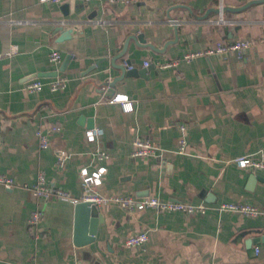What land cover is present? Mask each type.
I'll list each match as a JSON object with an SVG mask.
<instances>
[{
	"label": "crops",
	"instance_id": "0c3cea01",
	"mask_svg": "<svg viewBox=\"0 0 264 264\" xmlns=\"http://www.w3.org/2000/svg\"><path fill=\"white\" fill-rule=\"evenodd\" d=\"M252 1L0 0V52L18 48L0 59V170L16 182L10 190L0 187V264H264V174L234 163L264 152V0L228 11ZM58 28L76 35L59 41ZM237 41L253 46L240 57L204 56L169 70L142 67L144 60ZM52 50L62 56L57 65L48 61ZM126 62L134 67L129 75ZM54 72L68 80L63 91L24 90L28 81L51 80ZM116 96L133 111L109 102ZM52 126L61 130L48 134L42 150L35 133ZM181 126L184 155L176 153ZM92 129L101 134L87 142ZM135 138L151 141L159 156L132 157ZM97 149L106 161L94 157ZM61 153L68 156L62 168L56 165ZM102 167L94 186L99 194L208 209L190 215L104 206L95 241L77 247L75 205L37 199L24 186L43 172L49 184L79 199L80 171ZM223 203L255 206L262 214L219 212ZM36 209L40 236L27 225ZM139 232L148 241L127 248V238Z\"/></svg>",
	"mask_w": 264,
	"mask_h": 264
},
{
	"label": "built area",
	"instance_id": "2783aa9c",
	"mask_svg": "<svg viewBox=\"0 0 264 264\" xmlns=\"http://www.w3.org/2000/svg\"><path fill=\"white\" fill-rule=\"evenodd\" d=\"M42 4H62L69 1H80L84 3H90L93 1H100L106 4H124L129 5L134 3L136 0H38ZM252 43L248 41H237L233 43H217L206 50L203 51H193L186 52L176 58L167 59L163 61L151 62L149 60H144L142 62L143 68H148L150 66L155 67L157 70H169L178 67L181 63H189L193 60L211 55H219L223 58H228L230 56L237 55L241 56V53L247 48L252 47ZM18 53V48L16 45L11 44L9 48L0 52V59L2 57H10ZM62 56L59 51L52 50L48 55V61L51 64H58L61 62ZM126 70L132 71L134 67L130 64H124ZM67 78L64 76H56L48 81H43L40 79H34L28 81L24 90L29 94H34L40 92L44 87H47L51 92L63 91L67 86ZM110 103H119L125 112L133 111V104L127 102L126 98L123 96H116L109 100ZM61 129L57 126H52L48 133H44L41 130H37L35 135L38 140L39 148L45 150L49 147V133L59 132ZM181 137L178 141V147L176 153L179 155H184L186 152V139H185V128L180 127ZM101 134L98 129H92L85 132V138L87 142H94L96 138ZM133 150L132 157L134 158H151L159 156L161 150L155 146L149 140H142L140 138H135L132 142ZM1 148V146H0ZM94 157L98 161H106L108 155L105 151L97 149L94 152ZM67 155L61 153L56 160V165L62 168L67 159ZM235 165L240 169H249L251 171H258L264 174V152L259 153L255 157L242 156L234 160ZM105 172V169L99 168L95 172H88L87 169H82L79 173L80 185L82 189V194L80 198H74L68 191L61 188L55 187L49 184L46 180L45 174L39 172L36 176L34 184L31 186H24L34 197L41 199L43 201H49L51 199L66 200L74 205L80 202H88L95 205L97 208L104 206L115 205L126 212H141L146 209H153L158 212H182L190 215L194 214H204L208 209L206 206H194L185 203L178 202H161L155 197H145L137 199L133 196H119V195H102L95 191L94 186L99 184L100 177ZM16 186V182L13 178L5 175L0 170V187L10 190ZM219 212H234L239 213L248 218H255L262 214L260 209L255 206L247 204H237V203H223L216 208ZM42 219V212L38 209L33 210L27 220L28 227L33 231L34 236H40L38 231V225ZM148 241V234L146 232H139L131 235L125 241V246L127 248H140Z\"/></svg>",
	"mask_w": 264,
	"mask_h": 264
},
{
	"label": "water",
	"instance_id": "95a60500",
	"mask_svg": "<svg viewBox=\"0 0 264 264\" xmlns=\"http://www.w3.org/2000/svg\"><path fill=\"white\" fill-rule=\"evenodd\" d=\"M259 3V1H252L239 9H228L231 12H238L248 7L251 4ZM65 5L63 10H66ZM60 31L59 41L68 40L76 35V30H65L58 28ZM69 58L67 57L62 66H64ZM129 64V62H126ZM124 72L126 68L124 67ZM133 71V70H132ZM132 71L125 72L127 75L133 73ZM39 76V75H38ZM52 76H57V72H54ZM34 77V76H33ZM120 80V79H118ZM113 85L111 84L110 87ZM110 91V90H109ZM102 222L99 208L88 202H80L75 205V218H74V245L77 247H84L95 241L96 231L98 225Z\"/></svg>",
	"mask_w": 264,
	"mask_h": 264
}]
</instances>
